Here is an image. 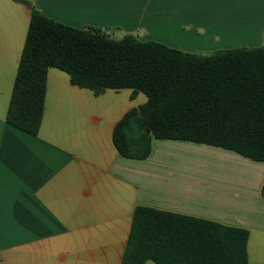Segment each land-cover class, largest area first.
<instances>
[{
  "label": "crops",
  "instance_id": "0c3cea01",
  "mask_svg": "<svg viewBox=\"0 0 264 264\" xmlns=\"http://www.w3.org/2000/svg\"><path fill=\"white\" fill-rule=\"evenodd\" d=\"M27 1L115 40L201 55L264 47V0ZM30 21V6L0 0V264H122L138 207L248 230L249 263L264 264V162L159 139L147 159L126 158L114 129L139 95L96 96L54 68L39 134L7 122Z\"/></svg>",
  "mask_w": 264,
  "mask_h": 264
},
{
  "label": "trees",
  "instance_id": "16d2710c",
  "mask_svg": "<svg viewBox=\"0 0 264 264\" xmlns=\"http://www.w3.org/2000/svg\"><path fill=\"white\" fill-rule=\"evenodd\" d=\"M31 21L7 122L37 136L45 115L48 75L58 69L96 96L141 93L147 102L116 125L113 141L129 159L145 160L152 142L188 141L264 162V47L211 55L185 53L134 36L115 40L96 28L61 24L27 0ZM248 230L136 208L122 264H250Z\"/></svg>",
  "mask_w": 264,
  "mask_h": 264
},
{
  "label": "rangeland",
  "instance_id": "374dc122",
  "mask_svg": "<svg viewBox=\"0 0 264 264\" xmlns=\"http://www.w3.org/2000/svg\"><path fill=\"white\" fill-rule=\"evenodd\" d=\"M213 53H216V52H213ZM213 53H207L204 55H211ZM199 55H201V54H199ZM63 74H64V76H66V78H68V75L66 73H63ZM121 94H122L121 96H131L132 93H131V90L125 89L122 91ZM136 100H137V102H136ZM136 100L132 101L128 98V102H132V104L135 103V105H141L142 106L147 102V97L145 94L142 93V94H139V97Z\"/></svg>",
  "mask_w": 264,
  "mask_h": 264
}]
</instances>
